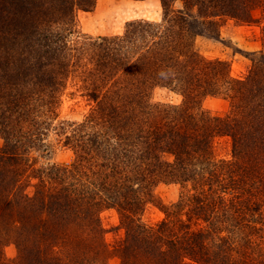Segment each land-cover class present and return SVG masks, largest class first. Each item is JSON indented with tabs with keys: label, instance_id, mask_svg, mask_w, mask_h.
I'll use <instances>...</instances> for the list:
<instances>
[{
	"label": "trees",
	"instance_id": "16d2710c",
	"mask_svg": "<svg viewBox=\"0 0 264 264\" xmlns=\"http://www.w3.org/2000/svg\"><path fill=\"white\" fill-rule=\"evenodd\" d=\"M159 1L161 22L92 38L75 13L95 0H0V264H264V52L248 54L239 79L194 45L223 19L264 23V0ZM74 80L91 106L79 122L59 118ZM207 97L227 113L202 109ZM50 132L69 164L33 156ZM221 137L229 159L215 156ZM159 184L179 186L175 203L158 200ZM148 205L162 210L158 224L142 221ZM108 209L125 233L113 253Z\"/></svg>",
	"mask_w": 264,
	"mask_h": 264
},
{
	"label": "rangeland",
	"instance_id": "374dc122",
	"mask_svg": "<svg viewBox=\"0 0 264 264\" xmlns=\"http://www.w3.org/2000/svg\"><path fill=\"white\" fill-rule=\"evenodd\" d=\"M181 2L174 0L173 7L181 8ZM78 30L81 34L92 38L120 36L128 22L146 20L161 22L162 7L159 0H95L91 11L77 10L75 13ZM263 21L256 24H240L231 19L219 22L218 32L214 38L207 34L198 35L194 39L197 52L208 60H222L229 64L230 74L234 78L246 76L250 66L248 54L264 52L262 37ZM75 80L69 82L68 89L62 98L59 118L69 122H79L89 112L91 106L87 100L76 91ZM154 99L159 102L178 105L181 97L166 90H156ZM202 109L214 117H223L229 104L226 100L217 97H207L202 101ZM0 138V148L2 147ZM44 147L40 148L33 156L39 157L41 163L54 162L69 164L72 154L61 145L54 132H50L44 139ZM215 156L218 159L230 158L229 138L221 137L216 141ZM180 193L176 184H159L154 189V194L163 205H171L178 199ZM164 218L162 210L153 205L145 209L142 221L147 225L158 224ZM104 240L109 250L113 253L124 238L117 212L108 209L100 214ZM7 262L16 256L14 246L9 245L3 250ZM108 264H119L115 255L111 256Z\"/></svg>",
	"mask_w": 264,
	"mask_h": 264
}]
</instances>
